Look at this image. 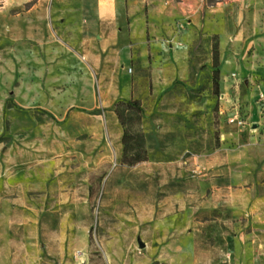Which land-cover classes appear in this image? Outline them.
Listing matches in <instances>:
<instances>
[{
    "label": "rangeland",
    "instance_id": "1",
    "mask_svg": "<svg viewBox=\"0 0 264 264\" xmlns=\"http://www.w3.org/2000/svg\"><path fill=\"white\" fill-rule=\"evenodd\" d=\"M85 1L0 0L5 20L40 3L58 32L0 34L9 264H264V158L236 168L247 135L264 147V0H118L128 99L83 59Z\"/></svg>",
    "mask_w": 264,
    "mask_h": 264
},
{
    "label": "crops",
    "instance_id": "2",
    "mask_svg": "<svg viewBox=\"0 0 264 264\" xmlns=\"http://www.w3.org/2000/svg\"><path fill=\"white\" fill-rule=\"evenodd\" d=\"M39 5L37 4L27 12L6 20L1 17L0 34L13 39L28 40L41 44L52 43L54 34L58 32L51 27L46 11L43 8H38ZM82 19L79 47L84 53L83 59H86L94 80L102 90L110 94V97L116 99L127 96V99L130 98L133 94L132 79L128 71L130 69V34L127 26L126 54V35L123 30L126 14L123 3L118 0L85 1ZM154 48L155 43H151L150 47L144 48L142 54L153 56L156 51ZM4 121V101L0 98V134L4 130ZM8 121L14 131L29 124V122H26V117L19 114L16 118H8ZM246 141L244 144L245 154L239 156L236 160L238 162L236 168L239 171H243L248 167L251 168L256 161L264 158V147L256 145L252 135H247ZM8 160L7 165L10 167H14L17 163L23 161L20 159V155L16 154L7 157V162ZM19 170H15V172ZM13 173L11 172V174ZM13 176L16 177V173ZM4 185L13 189L16 188V183L12 184L9 180L4 183L0 177V188L1 186L3 188ZM13 209V195L6 196L0 192V264H9Z\"/></svg>",
    "mask_w": 264,
    "mask_h": 264
},
{
    "label": "built area",
    "instance_id": "3",
    "mask_svg": "<svg viewBox=\"0 0 264 264\" xmlns=\"http://www.w3.org/2000/svg\"><path fill=\"white\" fill-rule=\"evenodd\" d=\"M130 71V70H129ZM242 122H238L239 125H241Z\"/></svg>",
    "mask_w": 264,
    "mask_h": 264
},
{
    "label": "water",
    "instance_id": "4",
    "mask_svg": "<svg viewBox=\"0 0 264 264\" xmlns=\"http://www.w3.org/2000/svg\"><path fill=\"white\" fill-rule=\"evenodd\" d=\"M141 246V244H139Z\"/></svg>",
    "mask_w": 264,
    "mask_h": 264
}]
</instances>
